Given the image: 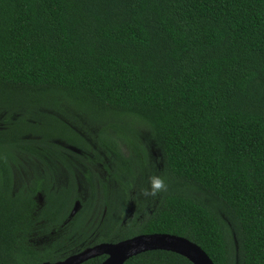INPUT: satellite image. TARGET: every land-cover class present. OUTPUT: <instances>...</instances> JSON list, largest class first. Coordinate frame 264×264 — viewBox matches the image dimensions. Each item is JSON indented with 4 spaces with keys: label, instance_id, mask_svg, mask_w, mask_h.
I'll return each instance as SVG.
<instances>
[{
    "label": "trees",
    "instance_id": "16d2710c",
    "mask_svg": "<svg viewBox=\"0 0 264 264\" xmlns=\"http://www.w3.org/2000/svg\"><path fill=\"white\" fill-rule=\"evenodd\" d=\"M158 233L264 264V0H0V264Z\"/></svg>",
    "mask_w": 264,
    "mask_h": 264
},
{
    "label": "water",
    "instance_id": "95a60500",
    "mask_svg": "<svg viewBox=\"0 0 264 264\" xmlns=\"http://www.w3.org/2000/svg\"><path fill=\"white\" fill-rule=\"evenodd\" d=\"M76 205L73 215L76 213ZM169 251L181 255L193 264H214L209 255L196 243L176 235L143 234L119 243H101L73 254L62 261L42 264H84L107 256L102 264H125L130 258L149 251Z\"/></svg>",
    "mask_w": 264,
    "mask_h": 264
},
{
    "label": "clouds",
    "instance_id": "9594fccd",
    "mask_svg": "<svg viewBox=\"0 0 264 264\" xmlns=\"http://www.w3.org/2000/svg\"><path fill=\"white\" fill-rule=\"evenodd\" d=\"M165 192H167L165 179L161 176L153 175L149 178V187L142 189L139 195L146 199H155Z\"/></svg>",
    "mask_w": 264,
    "mask_h": 264
},
{
    "label": "flooded vegetation",
    "instance_id": "af4514ba",
    "mask_svg": "<svg viewBox=\"0 0 264 264\" xmlns=\"http://www.w3.org/2000/svg\"><path fill=\"white\" fill-rule=\"evenodd\" d=\"M131 211H135V210L134 209L133 210L131 209Z\"/></svg>",
    "mask_w": 264,
    "mask_h": 264
},
{
    "label": "rangeland",
    "instance_id": "374dc122",
    "mask_svg": "<svg viewBox=\"0 0 264 264\" xmlns=\"http://www.w3.org/2000/svg\"><path fill=\"white\" fill-rule=\"evenodd\" d=\"M17 183H18V181H17Z\"/></svg>",
    "mask_w": 264,
    "mask_h": 264
}]
</instances>
